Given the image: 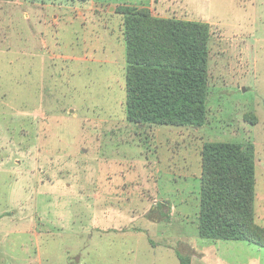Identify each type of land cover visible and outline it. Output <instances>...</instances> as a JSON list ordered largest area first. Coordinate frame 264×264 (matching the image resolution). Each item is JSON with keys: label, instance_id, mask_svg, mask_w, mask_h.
<instances>
[{"label": "rangeland", "instance_id": "rangeland-1", "mask_svg": "<svg viewBox=\"0 0 264 264\" xmlns=\"http://www.w3.org/2000/svg\"><path fill=\"white\" fill-rule=\"evenodd\" d=\"M125 9L206 26L203 128L129 122L130 62L167 65L175 50L160 24L128 32ZM211 142L254 147L257 242L199 236ZM178 252L264 264V0H0V264H181Z\"/></svg>", "mask_w": 264, "mask_h": 264}, {"label": "trees", "instance_id": "trees-1", "mask_svg": "<svg viewBox=\"0 0 264 264\" xmlns=\"http://www.w3.org/2000/svg\"><path fill=\"white\" fill-rule=\"evenodd\" d=\"M124 14L126 30L151 21L166 31L174 58L167 65H150L148 60L130 62L127 118L136 125L203 128L208 97L209 37L205 25L156 21L148 13L131 20ZM140 34L143 33L139 30ZM128 37L129 51L141 57L147 37ZM150 43H148L149 45ZM163 49V45L159 44ZM154 49V48H153ZM148 51V50H147ZM150 51H148L149 53ZM162 54V53H161ZM199 216V236L205 240L257 242L249 205L255 186L254 147L236 143H205ZM165 207V205H163ZM247 217V222L245 221ZM248 225V226H246ZM254 227V226H253ZM181 264H191L188 256L176 253Z\"/></svg>", "mask_w": 264, "mask_h": 264}]
</instances>
